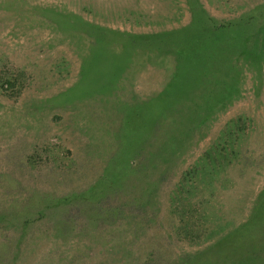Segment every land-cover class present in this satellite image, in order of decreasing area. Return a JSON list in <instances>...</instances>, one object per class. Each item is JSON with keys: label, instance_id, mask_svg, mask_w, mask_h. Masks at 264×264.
<instances>
[{"label": "rangeland", "instance_id": "374dc122", "mask_svg": "<svg viewBox=\"0 0 264 264\" xmlns=\"http://www.w3.org/2000/svg\"><path fill=\"white\" fill-rule=\"evenodd\" d=\"M199 9L264 0H0V264H264V24Z\"/></svg>", "mask_w": 264, "mask_h": 264}, {"label": "trees", "instance_id": "16d2710c", "mask_svg": "<svg viewBox=\"0 0 264 264\" xmlns=\"http://www.w3.org/2000/svg\"><path fill=\"white\" fill-rule=\"evenodd\" d=\"M262 14L259 17L247 14L245 15V17H242L241 21H220V22H216V20H214V18L212 17H206L205 15V11L204 10H198L196 12V20L194 21L195 24L197 22H199V26H206L205 23H208V21H210V25H208V27L210 29H214L217 30V34L216 37L220 38H226L228 40L235 41L238 42V44H240L241 46L245 45V42L248 40V37H242V34L244 32L245 29L252 27L253 26H257L260 25L259 23L264 24V9H261L258 11L257 15ZM190 27V25H189ZM239 30V31H237ZM111 31V30H108ZM118 34H121L122 37L120 40H118V36L116 33V36L113 34H110L109 32H107V34H105L106 40H109V42H114L117 45H121L122 47H125L127 49H137L140 50L142 49V47L140 46V48H135L133 44L132 45V36H134L133 34L129 33V32H118ZM194 36L196 35V32L192 33ZM200 35H205L203 33H199ZM208 35V34H206ZM228 35V36H227ZM112 37H116L115 39ZM112 38V39H111ZM222 40V39H220ZM161 41V38H159L158 40L155 41V43H158ZM119 42V43H118ZM202 43V41H201ZM239 46L236 49H232V45L230 47H227L228 50H226V52H222L221 55H219L218 53H216V56L214 54V57L216 58L215 63L213 64V61L211 60V62L209 63V68H211V70L213 71V73L211 75H204V79H201L199 82V86L197 89H195V94L199 97V98H206L202 96V93H205L207 91H210L212 89V86H215L219 91H222V89L224 88L222 85L220 86L219 83L223 82V84L225 85V83H227V78H231L234 73L236 74L237 72H240V68H238V58L240 56V54L238 55V49L241 47ZM158 49V48H157ZM146 50V49H144ZM160 50V49H158ZM172 52L174 59H175V63L178 64H183L184 60H186L191 54L190 51L188 49H184L181 52L178 53V51L173 52V50H169ZM161 52V51H159ZM134 55V53L132 54V56ZM207 55V59L206 61H208V58L212 57L211 56V52L210 54H202L203 58ZM202 57L200 56L199 61H201ZM229 60V61H227ZM235 60V61H233ZM218 75L223 76L225 79H221L220 77H218ZM215 77H218V79H215ZM170 83V82H169ZM168 83V84H169ZM168 86V85H167ZM211 86V87H210ZM215 87H213V89L215 90ZM176 111V109L171 113V115L174 114V112ZM168 136H169V131H168Z\"/></svg>", "mask_w": 264, "mask_h": 264}]
</instances>
